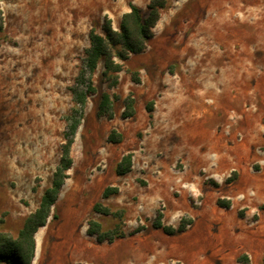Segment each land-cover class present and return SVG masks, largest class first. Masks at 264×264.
I'll list each match as a JSON object with an SVG mask.
<instances>
[{
    "label": "rangeland",
    "instance_id": "obj_1",
    "mask_svg": "<svg viewBox=\"0 0 264 264\" xmlns=\"http://www.w3.org/2000/svg\"><path fill=\"white\" fill-rule=\"evenodd\" d=\"M150 1L0 0V231L17 238L52 184L90 30L107 19L118 30L132 5L147 14ZM116 62L121 71L101 61L92 74L73 166L32 264H250L239 228L226 230L215 209L221 199L238 215L264 212V191L240 183L234 162L250 183L264 180V0H169L147 49ZM129 97L135 114L124 118ZM127 152L132 169L119 175ZM108 186L118 191L104 197ZM159 213L186 231L156 228ZM91 219L119 236L97 243Z\"/></svg>",
    "mask_w": 264,
    "mask_h": 264
},
{
    "label": "trees",
    "instance_id": "obj_2",
    "mask_svg": "<svg viewBox=\"0 0 264 264\" xmlns=\"http://www.w3.org/2000/svg\"><path fill=\"white\" fill-rule=\"evenodd\" d=\"M169 0H151L148 4V12L144 14L142 9L132 5L128 12L121 18L119 29H114L111 19H107L103 24V32L91 29L89 33L90 46L86 50L83 66L77 76L76 85L72 88L76 107L69 115L68 129L65 132V142L62 146V157L57 167L52 184L43 194L39 207L32 212L25 220L17 238L0 231V264H32L36 250V233L45 226L51 216V209L59 198L65 180L69 177L68 170L73 166L71 147L74 137L80 126L83 108L87 99L96 91L92 74L102 61L105 71L119 72L122 64L116 62V58L122 61L129 59L132 54L143 53L147 49L148 41L154 36V28L161 17V10L165 8ZM2 28L0 20V30ZM139 82L140 79L136 78ZM109 101L108 94L102 96L99 107V115H104L105 108ZM133 99L128 98L126 108L128 111L123 113V117H132L135 114ZM79 114L80 116H76ZM123 135L116 130H112L108 139L110 142L119 143ZM133 152H127L122 156L117 164L116 172L119 175L128 173L133 166ZM229 180H232L231 178ZM118 191L115 186H108L103 191V196L108 197ZM218 205L224 208L231 207V201L218 200ZM93 210L105 215L112 214L110 208L97 202ZM161 213L157 215L154 226L162 228L167 234L175 235L186 231L187 225L182 224L178 228L163 225ZM87 233L94 236L96 242L112 243L118 235H113L111 231H103L101 224L93 219L88 222Z\"/></svg>",
    "mask_w": 264,
    "mask_h": 264
},
{
    "label": "crops",
    "instance_id": "obj_3",
    "mask_svg": "<svg viewBox=\"0 0 264 264\" xmlns=\"http://www.w3.org/2000/svg\"><path fill=\"white\" fill-rule=\"evenodd\" d=\"M262 161H264L263 158ZM234 162L236 164L235 168L239 169L240 172L238 178V181L240 183L246 184V186L249 187L248 189H251L253 192L259 193L260 191H264V180L257 182L252 181L250 183L249 181H247V179L243 175V172L241 171V160H234ZM216 171H212V175H216ZM256 208L258 207L256 206ZM256 208L251 207V209L246 212V215L245 213H242L243 215H238L239 210H241L242 208L239 207L237 202L232 201L230 208L219 206L218 209H215V215L220 218L221 225L226 230L235 228L236 226L239 228L238 235L235 238L238 242L237 248L246 252L250 256V264H261L264 257V212L261 213L258 211L257 213L255 212ZM228 213H230V221L224 222L225 217ZM256 213L258 215V219H253V216Z\"/></svg>",
    "mask_w": 264,
    "mask_h": 264
}]
</instances>
